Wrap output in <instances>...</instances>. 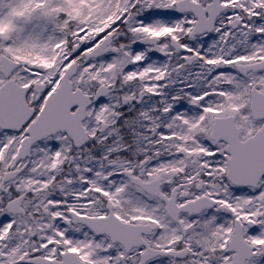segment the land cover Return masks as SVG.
Returning <instances> with one entry per match:
<instances>
[{"label": "snow or ice", "instance_id": "1", "mask_svg": "<svg viewBox=\"0 0 264 264\" xmlns=\"http://www.w3.org/2000/svg\"><path fill=\"white\" fill-rule=\"evenodd\" d=\"M0 264H264V0H0Z\"/></svg>", "mask_w": 264, "mask_h": 264}]
</instances>
